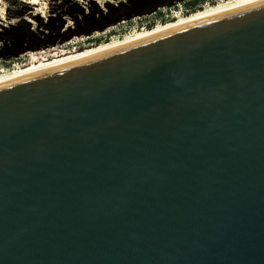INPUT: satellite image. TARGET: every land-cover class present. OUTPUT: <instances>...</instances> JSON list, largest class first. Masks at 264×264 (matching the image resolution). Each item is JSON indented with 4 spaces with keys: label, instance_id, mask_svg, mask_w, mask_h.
<instances>
[{
    "label": "water",
    "instance_id": "1",
    "mask_svg": "<svg viewBox=\"0 0 264 264\" xmlns=\"http://www.w3.org/2000/svg\"><path fill=\"white\" fill-rule=\"evenodd\" d=\"M0 264H264V0L0 82Z\"/></svg>",
    "mask_w": 264,
    "mask_h": 264
},
{
    "label": "rangeland",
    "instance_id": "2",
    "mask_svg": "<svg viewBox=\"0 0 264 264\" xmlns=\"http://www.w3.org/2000/svg\"><path fill=\"white\" fill-rule=\"evenodd\" d=\"M185 1L4 0L7 7L5 19L0 20V68L8 70L0 74L131 36L149 30L150 24L156 27L183 19L189 16H185L188 10L192 12L185 9ZM237 1L217 0L212 4L204 0L195 5L192 14ZM13 20L17 22L11 23Z\"/></svg>",
    "mask_w": 264,
    "mask_h": 264
},
{
    "label": "bare ground",
    "instance_id": "3",
    "mask_svg": "<svg viewBox=\"0 0 264 264\" xmlns=\"http://www.w3.org/2000/svg\"><path fill=\"white\" fill-rule=\"evenodd\" d=\"M256 1H261V0H239L237 2L229 3V4H226V5H223L220 7H216V8L207 10V11H202L199 13L191 14V15L183 18V19H179L177 21L167 23L164 25L156 26V27H153L149 30H144V31H141L139 33H135L131 36H127V37H124L121 39L110 41L106 44L86 48L82 51H76V52L68 53V54H65L63 56L55 57L53 59L44 61L43 63H38V64L33 65V66L18 69V70L11 71V72H8L5 74H0V82L5 81V80H9L12 78H16L19 76L31 74V73L39 71V70L48 69V68H51V67H54V66H57V65H60V64H63V63H66V62L87 56V55L96 54L98 52H101V51H104V50H107V49H110V48H113L116 46H120V45H123L126 43L138 41L142 38H147V37L159 35V34L171 31L173 29L182 27L184 25L195 23V22H197L203 18L214 16L217 14H221V13L230 11L232 9L240 8L242 6L249 5V4L256 2Z\"/></svg>",
    "mask_w": 264,
    "mask_h": 264
},
{
    "label": "trees",
    "instance_id": "4",
    "mask_svg": "<svg viewBox=\"0 0 264 264\" xmlns=\"http://www.w3.org/2000/svg\"><path fill=\"white\" fill-rule=\"evenodd\" d=\"M202 1H204V0H187V1H185L184 2V5H185V9H191L192 10V12H186V14H185V16L186 15H190V14H192V13H194V12H196V8H195V5L198 3V2H202ZM212 4H214L217 0H209ZM170 21H172V20H170ZM165 22H167V21H165ZM165 22H162V24L163 23H165ZM152 27H154V25L152 26V24H150L149 25V28H147V29H150V28H152ZM77 51H82V50H77ZM74 52H76V51H74Z\"/></svg>",
    "mask_w": 264,
    "mask_h": 264
},
{
    "label": "clouds",
    "instance_id": "5",
    "mask_svg": "<svg viewBox=\"0 0 264 264\" xmlns=\"http://www.w3.org/2000/svg\"><path fill=\"white\" fill-rule=\"evenodd\" d=\"M25 2L35 3V2H37V0H25ZM6 7H7V5L4 3V0H0V20L5 19ZM37 11H39V9H37ZM16 22H17L16 20L11 21V23H13V24H15ZM5 27H7V23H5Z\"/></svg>",
    "mask_w": 264,
    "mask_h": 264
},
{
    "label": "built area",
    "instance_id": "6",
    "mask_svg": "<svg viewBox=\"0 0 264 264\" xmlns=\"http://www.w3.org/2000/svg\"><path fill=\"white\" fill-rule=\"evenodd\" d=\"M7 70H8V69L5 68V67H1V68H0V72L7 71Z\"/></svg>",
    "mask_w": 264,
    "mask_h": 264
}]
</instances>
